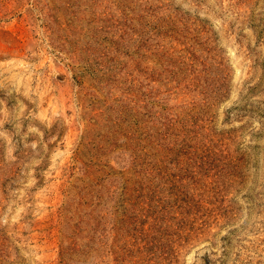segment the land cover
<instances>
[{
  "label": "rangeland",
  "instance_id": "obj_1",
  "mask_svg": "<svg viewBox=\"0 0 264 264\" xmlns=\"http://www.w3.org/2000/svg\"><path fill=\"white\" fill-rule=\"evenodd\" d=\"M0 264H264V0H0Z\"/></svg>",
  "mask_w": 264,
  "mask_h": 264
}]
</instances>
